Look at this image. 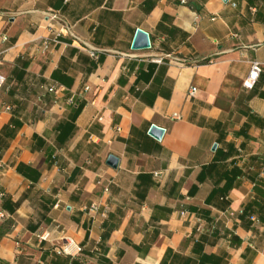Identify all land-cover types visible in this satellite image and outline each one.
<instances>
[{"label": "crops", "instance_id": "1", "mask_svg": "<svg viewBox=\"0 0 264 264\" xmlns=\"http://www.w3.org/2000/svg\"><path fill=\"white\" fill-rule=\"evenodd\" d=\"M252 62L264 0H0V264H264Z\"/></svg>", "mask_w": 264, "mask_h": 264}, {"label": "built area", "instance_id": "2", "mask_svg": "<svg viewBox=\"0 0 264 264\" xmlns=\"http://www.w3.org/2000/svg\"><path fill=\"white\" fill-rule=\"evenodd\" d=\"M67 1L68 0H65V3ZM49 17H50L51 21H57L59 19L56 14H49ZM55 43H56V40L54 38H52L50 40H47V42L44 43L43 50L47 51L50 48V45L51 44H55ZM150 48H151V45H149L148 49H150ZM91 56L94 59H96V60L98 59V55H96L93 52H91ZM166 57H169V56H166ZM153 61L156 62V63H160L161 62L160 59H153ZM262 66H264V64H261L259 62H252L251 63L249 75L247 76V78L243 82V88L244 89H246V90L253 89V87L255 86V84H256V82H257V80L259 78V75L262 72ZM4 83H5V80L0 75V92H1V90L3 88V86H4ZM45 90L47 92L52 93L54 91V88L48 87V88H45ZM85 90H88V88H85ZM196 93H197L196 88L195 87H190L189 90L187 91L186 97L189 98V99L194 98ZM172 118L178 120L180 117L177 114H173ZM39 238L44 241V240H46L48 238V235L42 234ZM81 251H82L81 247L76 245L74 243V241L71 240V239H66L65 243L59 249V253H61L63 255L79 254Z\"/></svg>", "mask_w": 264, "mask_h": 264}, {"label": "water", "instance_id": "3", "mask_svg": "<svg viewBox=\"0 0 264 264\" xmlns=\"http://www.w3.org/2000/svg\"><path fill=\"white\" fill-rule=\"evenodd\" d=\"M150 41L149 36L146 32L138 29L135 33V37L133 43L131 45V49L135 51L139 50H147L149 48ZM149 136L155 139L156 141H160L163 137L164 130L157 126L152 125L148 132ZM216 144L213 145L212 151L216 150ZM119 160L117 157L113 155H109L106 161L107 166L112 169H116L118 167Z\"/></svg>", "mask_w": 264, "mask_h": 264}]
</instances>
